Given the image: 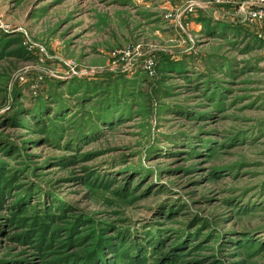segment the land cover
<instances>
[{"label":"rangeland","instance_id":"obj_1","mask_svg":"<svg viewBox=\"0 0 264 264\" xmlns=\"http://www.w3.org/2000/svg\"><path fill=\"white\" fill-rule=\"evenodd\" d=\"M167 11L0 0V264H264V31Z\"/></svg>","mask_w":264,"mask_h":264},{"label":"crops","instance_id":"obj_2","mask_svg":"<svg viewBox=\"0 0 264 264\" xmlns=\"http://www.w3.org/2000/svg\"><path fill=\"white\" fill-rule=\"evenodd\" d=\"M192 1L194 5L192 6L191 10L185 9V5ZM186 4H184V7L182 9V14L184 15L187 12H195L196 16L193 19L194 23L193 25L197 26L199 29H205L207 33L213 32V33H219V27L223 29H226L227 27H233V28H244L243 26H246L247 24H251L245 21H242V14L239 11V3L242 0H233L230 3L226 4H204L203 1L200 0H190ZM185 12V13H184ZM182 14L180 17V21L182 23ZM224 15L227 17L225 20L222 18ZM183 21L187 23L190 21L189 16H185ZM231 23V24H230ZM183 25V24H182ZM252 25V24H251ZM256 25V24H255ZM197 28V29H198ZM180 29H183L180 27Z\"/></svg>","mask_w":264,"mask_h":264},{"label":"built area","instance_id":"obj_3","mask_svg":"<svg viewBox=\"0 0 264 264\" xmlns=\"http://www.w3.org/2000/svg\"><path fill=\"white\" fill-rule=\"evenodd\" d=\"M233 0H206L204 4H226L230 3ZM170 0H166L167 13L164 17L167 20H174L175 24L180 27L182 25L180 21V13L172 12L171 6L169 5ZM194 3L192 1L188 2L185 6V9L191 10ZM239 11L242 14V21L260 25L264 31V0H242L239 3ZM116 57H121L123 60L137 59V53H131V50H118L115 49L112 53ZM71 70L74 69L73 64H67ZM156 60L152 56H147L143 58V67L144 70L149 75L156 74L155 72Z\"/></svg>","mask_w":264,"mask_h":264},{"label":"trees","instance_id":"obj_4","mask_svg":"<svg viewBox=\"0 0 264 264\" xmlns=\"http://www.w3.org/2000/svg\"><path fill=\"white\" fill-rule=\"evenodd\" d=\"M208 34H213V32H209ZM110 248V247H109ZM126 252H128V250H125ZM120 252V251H119ZM102 261H106L105 258L103 257V255L100 256ZM103 257V258H102Z\"/></svg>","mask_w":264,"mask_h":264}]
</instances>
